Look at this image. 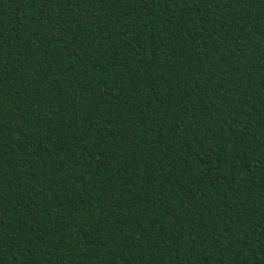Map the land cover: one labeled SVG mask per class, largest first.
<instances>
[{"label":"trees","instance_id":"trees-1","mask_svg":"<svg viewBox=\"0 0 264 264\" xmlns=\"http://www.w3.org/2000/svg\"><path fill=\"white\" fill-rule=\"evenodd\" d=\"M0 264H264V0H0Z\"/></svg>","mask_w":264,"mask_h":264}]
</instances>
